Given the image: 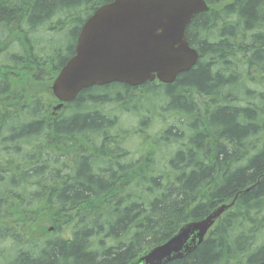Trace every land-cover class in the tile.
Segmentation results:
<instances>
[{"label": "trees", "instance_id": "trees-1", "mask_svg": "<svg viewBox=\"0 0 264 264\" xmlns=\"http://www.w3.org/2000/svg\"><path fill=\"white\" fill-rule=\"evenodd\" d=\"M112 1L0 0V264H135L235 198L168 264H264V0H205L187 28L200 60L175 83L90 88L53 115V81ZM113 110L164 128L128 146Z\"/></svg>", "mask_w": 264, "mask_h": 264}, {"label": "water", "instance_id": "water-1", "mask_svg": "<svg viewBox=\"0 0 264 264\" xmlns=\"http://www.w3.org/2000/svg\"><path fill=\"white\" fill-rule=\"evenodd\" d=\"M208 11L205 0H113L100 6L83 25L74 56L53 82V95L60 102L54 111L93 87L175 83L199 62L186 30L196 16ZM236 200L203 220L185 224L135 264H168L192 254Z\"/></svg>", "mask_w": 264, "mask_h": 264}, {"label": "rangeland", "instance_id": "rangeland-1", "mask_svg": "<svg viewBox=\"0 0 264 264\" xmlns=\"http://www.w3.org/2000/svg\"><path fill=\"white\" fill-rule=\"evenodd\" d=\"M63 38H64L65 41H67L68 33H65L63 35ZM53 40H54L53 42L55 43L58 39H57V37H54ZM69 42H70V40H69ZM3 57L5 58L6 56L3 55ZM147 93H148L147 99H146V101L143 102V105H145V106H147L150 102L154 103L155 95H156V94L152 93L149 90H147ZM164 93H165V90H164ZM135 114L138 117L133 115L132 111H124L123 112V111H115V110H113L109 114L111 116L118 117L119 120L123 123V125L125 126L126 129H129L131 132H134V134L131 135L132 139H129L128 142H127L128 146L138 143V141L140 140V129L144 130V131H147V129H150V132L153 135H155V134L159 133L161 129L164 128L163 126H161V124H160V122L158 120L151 121L150 126L148 124L147 126L144 127V129L142 127L139 128L138 124H140L139 121L141 120V118L139 117L140 113L137 111ZM43 223H45V222L43 221ZM47 225L48 226H47L46 229L48 230V233H51L52 231L54 233H56L55 230H54L53 223H50V224H47ZM50 230H51V232H49ZM58 233H60V235H57L58 237L61 236V237L65 238V239H70L71 238V230H70V228H64L63 230L61 229V230H59Z\"/></svg>", "mask_w": 264, "mask_h": 264}]
</instances>
